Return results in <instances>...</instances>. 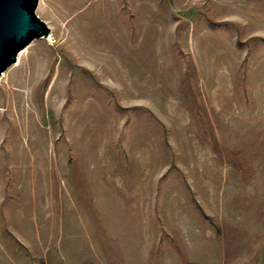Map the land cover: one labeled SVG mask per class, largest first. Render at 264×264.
<instances>
[{
	"label": "rangeland",
	"instance_id": "1",
	"mask_svg": "<svg viewBox=\"0 0 264 264\" xmlns=\"http://www.w3.org/2000/svg\"><path fill=\"white\" fill-rule=\"evenodd\" d=\"M35 12L50 35L0 76V264L251 261L264 0Z\"/></svg>",
	"mask_w": 264,
	"mask_h": 264
},
{
	"label": "water",
	"instance_id": "2",
	"mask_svg": "<svg viewBox=\"0 0 264 264\" xmlns=\"http://www.w3.org/2000/svg\"><path fill=\"white\" fill-rule=\"evenodd\" d=\"M38 0H0V76L34 39L51 29L35 12Z\"/></svg>",
	"mask_w": 264,
	"mask_h": 264
},
{
	"label": "crops",
	"instance_id": "3",
	"mask_svg": "<svg viewBox=\"0 0 264 264\" xmlns=\"http://www.w3.org/2000/svg\"><path fill=\"white\" fill-rule=\"evenodd\" d=\"M261 220V221H260ZM259 220V226L256 220V252L252 254V257L247 256L251 261L244 262L238 261L239 264H264V219Z\"/></svg>",
	"mask_w": 264,
	"mask_h": 264
}]
</instances>
